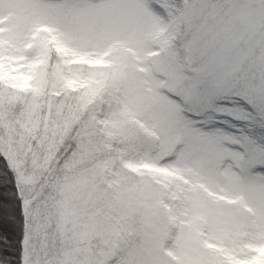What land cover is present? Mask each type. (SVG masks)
<instances>
[{
    "label": "snow or ice",
    "instance_id": "6c2138e0",
    "mask_svg": "<svg viewBox=\"0 0 264 264\" xmlns=\"http://www.w3.org/2000/svg\"><path fill=\"white\" fill-rule=\"evenodd\" d=\"M0 264H264V0H0Z\"/></svg>",
    "mask_w": 264,
    "mask_h": 264
}]
</instances>
